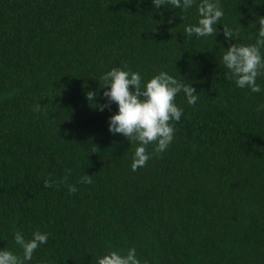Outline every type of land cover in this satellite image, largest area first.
I'll list each match as a JSON object with an SVG mask.
<instances>
[{"label":"trees","instance_id":"trees-1","mask_svg":"<svg viewBox=\"0 0 264 264\" xmlns=\"http://www.w3.org/2000/svg\"><path fill=\"white\" fill-rule=\"evenodd\" d=\"M220 3L217 35L197 39L184 33L195 8L0 0V248L19 254L14 231L38 230L48 242L30 264H96L130 247L141 264H264V77L260 93L238 89L220 62L221 47L254 42L264 0ZM113 67L167 71L199 97L178 94L173 142L161 154L149 145L135 172V145L107 131L115 104L99 108Z\"/></svg>","mask_w":264,"mask_h":264},{"label":"clouds","instance_id":"clouds-1","mask_svg":"<svg viewBox=\"0 0 264 264\" xmlns=\"http://www.w3.org/2000/svg\"><path fill=\"white\" fill-rule=\"evenodd\" d=\"M153 9H179L182 12L196 10V22L184 27L186 37L197 39L215 37L218 33L224 11L220 0H150ZM171 23V21H168ZM259 27L253 43H229L223 49L220 62L227 69L228 78L238 89H247L252 93L262 91L259 77H264V18H259ZM233 31L223 26L224 40L233 41ZM181 77V76H179ZM182 78V77H181ZM104 89L102 96L106 103L99 105L101 111L115 104L116 111L107 118V131L125 137L135 148L131 156V170L143 168L152 157L147 149L151 145L153 153L161 154L168 150L174 140L173 122L181 120L183 109L176 103L178 94L183 96L188 105L197 103L199 97L191 83L178 79L167 71H159L151 77H144L140 72L127 67H113L99 76ZM88 99L97 96L89 91ZM264 107V106H262ZM40 105L35 109L38 111ZM91 175L82 174L78 183H91ZM54 179H45L44 187L51 188ZM70 193L78 191L75 185H68ZM49 233L33 231L26 239L20 230L14 231L13 239L19 246L17 254L6 248H0V264H30L33 254L42 245L47 244ZM96 264H141L135 247L126 252L109 250L96 258Z\"/></svg>","mask_w":264,"mask_h":264}]
</instances>
